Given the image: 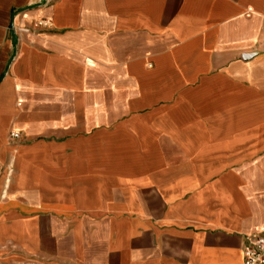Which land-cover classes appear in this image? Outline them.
I'll list each match as a JSON object with an SVG mask.
<instances>
[{
  "label": "crops",
  "instance_id": "1",
  "mask_svg": "<svg viewBox=\"0 0 264 264\" xmlns=\"http://www.w3.org/2000/svg\"><path fill=\"white\" fill-rule=\"evenodd\" d=\"M263 8L0 0V264H243Z\"/></svg>",
  "mask_w": 264,
  "mask_h": 264
},
{
  "label": "built area",
  "instance_id": "2",
  "mask_svg": "<svg viewBox=\"0 0 264 264\" xmlns=\"http://www.w3.org/2000/svg\"><path fill=\"white\" fill-rule=\"evenodd\" d=\"M264 16V8L262 9ZM12 138L19 135L12 133ZM243 264H264V233L256 234L247 239L244 252Z\"/></svg>",
  "mask_w": 264,
  "mask_h": 264
}]
</instances>
